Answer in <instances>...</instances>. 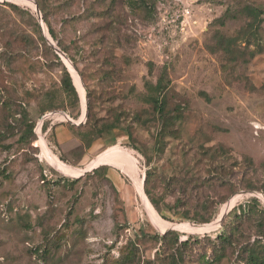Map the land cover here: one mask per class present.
Returning a JSON list of instances; mask_svg holds the SVG:
<instances>
[{"label":"rangeland","instance_id":"rangeland-1","mask_svg":"<svg viewBox=\"0 0 264 264\" xmlns=\"http://www.w3.org/2000/svg\"><path fill=\"white\" fill-rule=\"evenodd\" d=\"M143 1L0 0V264L264 255V0ZM182 7L191 23L166 50L143 40ZM246 7L261 46L227 56L219 38L247 30Z\"/></svg>","mask_w":264,"mask_h":264},{"label":"trees","instance_id":"trees-1","mask_svg":"<svg viewBox=\"0 0 264 264\" xmlns=\"http://www.w3.org/2000/svg\"><path fill=\"white\" fill-rule=\"evenodd\" d=\"M130 1L135 2V0H130ZM139 1L143 3L144 6L147 7V5H145L143 0H137L138 3ZM150 9L152 10L154 9V7L152 6L150 7ZM228 13L229 11L226 10L224 15L218 18L216 22H218L220 25H223L224 21L229 16ZM243 13L245 14V16L251 19V22H249L247 25V30L244 31L243 33H238L235 37H228V38L220 37L219 38V47L217 50L227 56L231 54L232 48L236 44L237 41L244 40L245 43H247L249 42V38H251L253 40L258 41V42H255L256 44L255 46L257 48L261 46L260 40L257 39V37H259L258 30L263 22V19L261 18V11L257 8L249 9L246 7L243 10ZM154 21L155 19L152 21V23H154ZM50 34L51 36H53V32H50ZM57 49L59 50L60 53L66 55V53L58 45H57ZM61 87H62L63 92L67 94L68 96H73V97L76 96V92L72 85L70 75L65 70L63 71V77L61 79ZM154 94L155 95L152 97L153 111L161 114L162 103L160 100V95H161V83L160 82H157V84L154 86ZM27 130L29 133L31 132V129L28 128ZM63 168H65L67 171L70 170V168H67L63 165L62 167H59L58 169L63 174L71 175L67 173V171H65ZM255 203H256V200L253 199L249 203H246L245 205H239L237 208L234 207L232 211L235 213V216H237L236 212H239V216L240 215L244 216L247 213H249L250 208H252L251 206ZM169 233L170 231L166 232L163 239L166 237V235H169ZM174 236H177V235H174ZM215 240L220 241L224 246H229V229L227 230L224 229L223 231H221V233L216 237ZM187 242H188L187 240L184 242H181L179 246L184 247ZM146 263L149 264V262H146ZM243 264H264V255H260L259 253H253L250 250L249 253L246 255V257L244 258Z\"/></svg>","mask_w":264,"mask_h":264},{"label":"built area","instance_id":"built-area-1","mask_svg":"<svg viewBox=\"0 0 264 264\" xmlns=\"http://www.w3.org/2000/svg\"><path fill=\"white\" fill-rule=\"evenodd\" d=\"M192 20V11L189 7H182L168 17L165 13L153 27L149 28L143 40L155 46L158 50H166L176 36L181 37Z\"/></svg>","mask_w":264,"mask_h":264},{"label":"bare ground","instance_id":"bare-ground-1","mask_svg":"<svg viewBox=\"0 0 264 264\" xmlns=\"http://www.w3.org/2000/svg\"><path fill=\"white\" fill-rule=\"evenodd\" d=\"M43 146H44V145H43ZM99 164H101V163H99ZM99 164H98V165H99ZM61 167H62V166H61ZM63 169L66 170L65 168H63ZM66 171H67V170H66ZM68 171H70V170H68Z\"/></svg>","mask_w":264,"mask_h":264},{"label":"water","instance_id":"water-1","mask_svg":"<svg viewBox=\"0 0 264 264\" xmlns=\"http://www.w3.org/2000/svg\"><path fill=\"white\" fill-rule=\"evenodd\" d=\"M93 169H95V168H93ZM91 170H92V169H90V170H88V171H91ZM88 171H85V172H88ZM81 175H82V174H81ZM81 175H80V176H81Z\"/></svg>","mask_w":264,"mask_h":264},{"label":"crops","instance_id":"crops-1","mask_svg":"<svg viewBox=\"0 0 264 264\" xmlns=\"http://www.w3.org/2000/svg\"><path fill=\"white\" fill-rule=\"evenodd\" d=\"M108 166H111V165H108ZM112 176V175H111ZM113 178H115V177H113Z\"/></svg>","mask_w":264,"mask_h":264}]
</instances>
